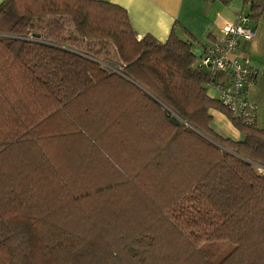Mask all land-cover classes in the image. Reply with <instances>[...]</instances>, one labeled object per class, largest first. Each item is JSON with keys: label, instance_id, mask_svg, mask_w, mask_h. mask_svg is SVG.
<instances>
[{"label": "trees", "instance_id": "trees-1", "mask_svg": "<svg viewBox=\"0 0 264 264\" xmlns=\"http://www.w3.org/2000/svg\"><path fill=\"white\" fill-rule=\"evenodd\" d=\"M195 61L111 2L0 3V264H264V128Z\"/></svg>", "mask_w": 264, "mask_h": 264}, {"label": "crops", "instance_id": "crops-1", "mask_svg": "<svg viewBox=\"0 0 264 264\" xmlns=\"http://www.w3.org/2000/svg\"><path fill=\"white\" fill-rule=\"evenodd\" d=\"M103 1L117 4L126 10L138 38L150 35L157 41L164 42L172 31L181 40L189 41L196 57L195 62L199 59L203 46L217 41L222 35L223 26L234 23L239 14H247L250 6L246 0H229L226 3L222 0ZM253 26L255 36L250 40L240 41L234 54L247 58L258 71L250 97L257 105L256 124L264 128V13ZM207 94L210 97L216 95L210 86H207ZM210 113L211 126L216 132L227 134V137L235 140L241 138L239 131L232 127L223 114L216 111Z\"/></svg>", "mask_w": 264, "mask_h": 264}, {"label": "built area", "instance_id": "built-area-1", "mask_svg": "<svg viewBox=\"0 0 264 264\" xmlns=\"http://www.w3.org/2000/svg\"><path fill=\"white\" fill-rule=\"evenodd\" d=\"M255 33L247 14H239L234 23L223 26L217 41L203 46L196 62L208 74V86L215 90V98L246 124L256 120L257 105L251 100L250 91L258 71L247 58L234 53L240 41L250 40Z\"/></svg>", "mask_w": 264, "mask_h": 264}, {"label": "rangeland", "instance_id": "rangeland-1", "mask_svg": "<svg viewBox=\"0 0 264 264\" xmlns=\"http://www.w3.org/2000/svg\"><path fill=\"white\" fill-rule=\"evenodd\" d=\"M209 88V87H208ZM181 124H184V125H187V126H189L188 124H186V122H184L182 119H181ZM257 125V124H256ZM219 127H222V125H219ZM194 131L195 132H197V133H199L200 135H202L204 138H207L208 139V137L207 136H205V135H203L202 133H200L199 131H197V130H195L194 129ZM220 131H223V130H220ZM218 133V132H217ZM222 133V132H221ZM219 134V133H218ZM219 135H221V134H219ZM225 136V137H227V134H224V133H222V136ZM209 141H210V139H209ZM256 169H257V171L259 172V173H261V174H264V168H258V167H256ZM205 247V249L206 250H208L207 252L208 253H212V252H214L213 253V256H211V261H213L214 260V262L215 263H217V261L220 259V257L221 256H224L230 249H231V247H232V245L228 242V241H218V242H215V243H209V244H204V245H202V248H204ZM218 257V258H217ZM217 258V259H216Z\"/></svg>", "mask_w": 264, "mask_h": 264}, {"label": "water", "instance_id": "water-1", "mask_svg": "<svg viewBox=\"0 0 264 264\" xmlns=\"http://www.w3.org/2000/svg\"><path fill=\"white\" fill-rule=\"evenodd\" d=\"M34 36H38V34H34ZM169 119H170L171 122H173L176 125H179L182 122L181 119L179 117H177L176 115H171L169 117Z\"/></svg>", "mask_w": 264, "mask_h": 264}]
</instances>
